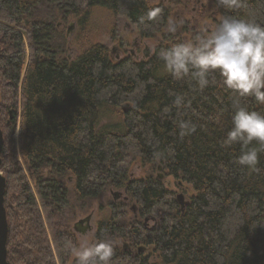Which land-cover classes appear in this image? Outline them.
I'll return each mask as SVG.
<instances>
[{"label": "trees", "instance_id": "trees-1", "mask_svg": "<svg viewBox=\"0 0 264 264\" xmlns=\"http://www.w3.org/2000/svg\"><path fill=\"white\" fill-rule=\"evenodd\" d=\"M242 2L240 9L218 6L217 0L212 5L220 16L264 25V0ZM150 10H158L157 18L141 22ZM171 10L151 0H0V171L6 179L8 264H68L72 254L64 241L78 245L72 216L113 189H124L143 217L156 208L170 213L148 235L143 223H129L110 200L113 215L100 221L95 241L113 244L111 264H264V152L249 170L236 162L239 144L222 146L233 110L232 93L218 75L201 91L165 71L157 53L184 41L167 31ZM120 18L143 38H163L151 58L113 61L107 45L92 42L99 30L117 35ZM70 21L77 24L80 52L72 60L61 29ZM176 95L185 106H174ZM242 103L264 113L251 97ZM181 120L195 132L181 138ZM130 158L151 166L150 173L132 178ZM157 163L167 176L192 186L184 212L155 177ZM119 239L155 246L153 262L116 250Z\"/></svg>", "mask_w": 264, "mask_h": 264}, {"label": "clouds", "instance_id": "clouds-1", "mask_svg": "<svg viewBox=\"0 0 264 264\" xmlns=\"http://www.w3.org/2000/svg\"><path fill=\"white\" fill-rule=\"evenodd\" d=\"M217 5L240 9L243 2L217 0ZM158 14V10H150L141 22L155 20ZM177 30V23L169 20L167 31ZM157 55L165 71L175 80L188 78L201 91L209 85L210 76L220 77L222 86L232 93L233 110L232 127L222 146L239 144L241 153L236 162L255 170L259 153L264 152V113L250 111L242 99L251 97L257 105H264V25L253 19L220 16L214 28H202L192 39L173 43ZM173 104L177 108L185 106V98L176 95ZM177 127L181 138L196 130L187 120L179 121ZM253 142L258 147H250ZM64 248L75 257L76 264H111L114 255L113 244L106 240L90 242L84 238L78 245L66 240Z\"/></svg>", "mask_w": 264, "mask_h": 264}, {"label": "rangeland", "instance_id": "rangeland-1", "mask_svg": "<svg viewBox=\"0 0 264 264\" xmlns=\"http://www.w3.org/2000/svg\"><path fill=\"white\" fill-rule=\"evenodd\" d=\"M153 2L156 5H165L166 7L172 8L169 20H173L178 25V30L173 34H181L183 33L182 30L186 24L191 21L192 25H197L198 29H202L204 27V24H208V28H214L219 23V17L220 13L218 8H216L214 5H212L213 0H202L203 5H200L197 0H153ZM206 10V15L203 17L202 12ZM95 19L98 23H102L103 19L98 14H96ZM193 19H196V21H193ZM168 20V21H169ZM75 21H70L69 23H61V29L65 30V33L67 34L69 26ZM215 24V25H214ZM135 30L133 33L132 31ZM78 33L77 24L74 23L73 30L71 31V43L69 39V52L68 56L70 59H74L79 56V50L75 44V36ZM139 31L136 28V26L131 23L126 18H120L118 21V34L113 35L108 29L99 30L97 31L91 38L93 43H100L108 46V49L110 50V53H112L113 61H120L125 58H127V53H117L119 54V58L117 57L116 52H114V46H122V48L125 50V52H129L130 49L133 48L132 45L134 43V40L138 38ZM194 35H188V39H192ZM142 38V37H141ZM142 47L140 49V53L145 49V43L148 44L151 47H156L159 45L160 42L163 41V38L161 36H157L156 38H142ZM132 56V55H131ZM142 61L145 59H141ZM1 100V98H0ZM121 110V109H120ZM122 111V110H121ZM128 164L129 174L132 178H143L147 176L152 167L147 165H142L140 162L132 161V158L126 160ZM159 163L156 164L154 175L157 177L161 183L165 186L166 189L171 190L174 193L175 198L179 194L185 195V200L188 201L192 198L194 195L192 186L188 184L187 182L183 180H178L172 176H167L166 172L163 169H158ZM113 192H117L120 195L122 192H125L124 189H113L109 190L106 199L100 201V200H93L87 203V207L85 210H82L81 212L77 214V217L72 216V224L76 222L78 219L85 217L86 215L90 213H94L96 215V221H101L105 217H111L112 208H109L108 202L113 201ZM126 194L124 193V196ZM123 196L120 197V201H116L117 204H119V209L125 211L126 218L128 222H134L135 220V214L134 211L131 210V207L135 204V202L131 199L130 203L126 204L125 206H120L123 201ZM179 205V204H178ZM180 207V205H179ZM170 211L168 209H157L155 214V217L157 218V222H161V218H164ZM146 217V216H145ZM145 217L142 216L141 210L140 215L137 218V221H140L141 223H146ZM156 221H149L147 224V229L152 227L153 225H156ZM146 233L149 234V230H146ZM150 235V234H149ZM90 242H94L95 238L87 237ZM82 238V239H84ZM127 240L125 239H119L116 241V243L123 244ZM79 243V242H78ZM115 243V244H116ZM141 245H146L149 247L150 245L147 243H143ZM140 246V245H139ZM138 245H135V250L137 251ZM154 249L155 246L152 245V248L150 250H146L143 254L140 255L141 259H146L148 262H153L154 260ZM75 260V257L72 255L69 259L68 264H72V262Z\"/></svg>", "mask_w": 264, "mask_h": 264}, {"label": "flooded vegetation", "instance_id": "flooded-vegetation-1", "mask_svg": "<svg viewBox=\"0 0 264 264\" xmlns=\"http://www.w3.org/2000/svg\"><path fill=\"white\" fill-rule=\"evenodd\" d=\"M151 1H152V3H154L153 0H151ZM197 2L200 5H203L202 0H197ZM205 15H206V10L202 12V16L204 17ZM193 21H196V19H193ZM73 23H75V22H73ZM205 27L208 28V24H204V27L203 28H205ZM132 32L134 33L135 30H133ZM182 32L183 33H181V34H175V35H181V37L184 40H186V39H188L187 38L188 35H194L195 36L196 34H198L200 32V29H198V26L197 25H192V22L189 21L186 24V26H184ZM142 38H141V36H138V38H136L134 40V43L132 45L133 48H129L130 49V54H129V52H125V50L120 45L114 46V50L113 51L116 52V54L118 52L119 53L121 52L123 54L124 53H127L128 54L127 58H131V59H133V60H135L137 62L142 61L141 59L147 60V59L151 58L156 53V50H157V47L158 46L155 49L154 47H151V46H149L148 44L145 43V45H144L145 46V49L142 51V53H140V49L142 47V40H143ZM111 55H113V54L111 53ZM117 57L118 58L120 57L119 54H117ZM129 107L131 108V106H129ZM159 169H162V168L159 167ZM73 181L74 180L72 178H70L69 185L72 184ZM124 193L126 194L125 196H124ZM121 196H123L122 197L123 198L122 204H128V203H130L131 197L127 194L126 191L125 192H122L121 195L119 193L113 195L114 201L115 202L116 201L119 202ZM122 204H120V205H122ZM117 206H119V204H117ZM118 209H119V207H118ZM111 210H113V209H111ZM131 210H133L134 211V214H135V220L134 221H137V218L140 215L141 207H139V205H137V203L135 202V204L131 207ZM156 211H157V208H156ZM156 211H154V213H156ZM145 221H146V223L143 224V227L147 231L149 230V234L151 235L152 231H154L155 229H157V228L160 227V225L164 221V218H161V222L158 223L157 222V218L155 217V214L153 215V213H148L146 215V217H145ZM149 221H156L157 223H156V225H153L152 227H150L149 229H147V224L149 223ZM99 223H100V221L99 222L96 221V215L92 212V213L86 215L85 217H82V218L78 219L73 224L71 223L70 230L72 231V233L74 234V236H75V238H76V240L78 242L82 238H84L85 236L91 237L93 239L97 235V232H98V229H99ZM138 247H137V251H134L135 250V245H131L129 242H124L122 245L119 244V243H116L115 244V248L118 251H126V252H130V253L137 252L139 255L143 254L146 250H150L152 248L151 245L149 247H139V248ZM74 261L72 263H74Z\"/></svg>", "mask_w": 264, "mask_h": 264}, {"label": "water", "instance_id": "water-1", "mask_svg": "<svg viewBox=\"0 0 264 264\" xmlns=\"http://www.w3.org/2000/svg\"><path fill=\"white\" fill-rule=\"evenodd\" d=\"M74 23L69 26L67 36L70 39L71 43V31L73 30ZM127 108L124 107V110ZM3 143H4V135L3 131L0 126V167L2 163V150H3ZM6 191V179L3 176L2 172L0 171V264H8L7 257H8V250H7V242H8V233H9V225L7 219V212L4 205V196ZM117 194V192H113V195ZM178 204L180 205V209L182 212L185 211L186 206L189 204V200H185L184 194H179L176 197Z\"/></svg>", "mask_w": 264, "mask_h": 264}, {"label": "bare ground", "instance_id": "bare-ground-1", "mask_svg": "<svg viewBox=\"0 0 264 264\" xmlns=\"http://www.w3.org/2000/svg\"><path fill=\"white\" fill-rule=\"evenodd\" d=\"M124 107H127V106H124ZM4 148V147H3Z\"/></svg>", "mask_w": 264, "mask_h": 264}]
</instances>
